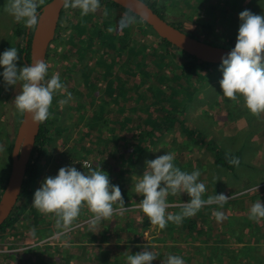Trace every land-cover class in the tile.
Returning a JSON list of instances; mask_svg holds the SVG:
<instances>
[{
  "label": "rangeland",
  "instance_id": "obj_1",
  "mask_svg": "<svg viewBox=\"0 0 264 264\" xmlns=\"http://www.w3.org/2000/svg\"><path fill=\"white\" fill-rule=\"evenodd\" d=\"M46 1L42 0L40 3ZM146 1L152 5L154 1H158L166 20L181 26L185 33L196 35L195 38L210 45L228 49H232L235 45L240 23L238 14L241 11L247 9L253 14L264 16V0H230L232 8L228 10L226 0ZM0 11V53H2L11 42L16 44V40H12V30L17 24L23 25V23L14 22L5 9ZM119 11L121 16L117 19L129 15L122 8ZM79 17H81L79 10L73 9L66 19L60 20L56 37L48 51L46 60L48 79L53 73L67 82L68 76L71 75L72 78L68 82L69 85L63 84L62 92L58 90L53 96L49 108L52 114L51 120L55 124V128L51 130L53 140L49 142L51 143L49 153L41 163L34 192L46 177L55 176L59 168L77 167L84 161H90L94 170L100 167L108 174L110 184L120 187L128 211L123 213L114 211L113 215L117 217L106 225L97 224V229L91 231L92 234L97 233V241H93L88 238L90 233H86V236L82 234L83 225L85 227L89 225L87 223L92 215L86 206L81 207L80 215L63 236L54 237V233L59 231L55 227L54 217L49 215L48 221L42 220L43 222L39 224L29 223L27 218L32 215L35 208L32 207V202L25 205L20 201L17 204L20 210L15 224L19 229L14 232L15 230L10 228L4 235L0 234V253L4 255V259L0 258V264L3 260L13 264L21 250L28 256L30 264H56L59 261L52 262L55 258L64 255L66 248L76 245L84 252L79 264H101L100 262L104 260L100 257V253H104L105 247L113 251L116 248L120 250V246L125 245V241L130 247L121 250L122 255L117 264H123L127 255L141 252L145 247L156 255L157 258L152 262L154 264L161 263L160 257L167 256L172 248L181 252L180 257H186L188 264H264V219L259 222L249 219L251 205L258 200L264 204V113L251 114L244 106L242 97L233 101L222 96L219 84L222 73L219 65L205 69L200 76L196 73L190 78V82L183 79L173 84L172 75L180 71L183 60L170 58V61L166 59L167 67H163L164 78L161 82V85L165 86L166 93L158 96V103L152 105L146 100L140 105L139 97L134 96L130 104L134 109L132 112L142 117L150 115L157 119V122L163 117L161 113L159 114L158 107H163L166 112L174 114L177 118L175 126L168 131L157 132L154 141L148 138L144 139L146 144L139 143L138 139H132V134L140 136L148 132L143 130L145 117L143 122L135 124L134 129L130 126L120 132V135L119 121L112 116L115 113H122L121 121L128 116L133 117L129 108H123V112L120 109V105L125 102L122 94V98L116 96L111 104H108L109 108L111 107L110 113H114L106 114L101 121H98L102 135L96 139L98 133L95 130L91 132L83 122H80L87 117L92 120L90 118L93 114H96L95 116L99 114L97 110L103 107L105 98L109 94L106 91L107 84L112 82L113 87L122 85L121 91L128 93L130 89L127 85L129 83L130 86V81L125 82L117 73L131 70L129 73L131 75L135 71L132 68L137 69L138 85L158 83L160 80L158 76L145 79L143 67L145 60L144 63L141 62V57L153 50L161 54L162 50L159 41L154 37L150 35L145 37L139 32L140 29H148V27L145 22L135 18L136 22L131 24L133 44L130 48L133 49L139 44V51L132 57L128 53L123 59L120 57L122 54L118 53V48L107 50V44L114 43L115 37L108 36L109 42L104 46L101 42L105 39L100 40L96 35L100 28L98 26L102 25L101 19L109 17V13L102 14L98 8L96 12L86 16L87 21L91 20V25L82 23L80 28H84L85 32L80 36L77 35V28L74 27L76 23L73 20ZM204 26H210V29ZM223 26L225 27L222 29ZM35 28L36 26L31 28V32ZM124 30L126 28H123V32ZM116 31L118 32V28ZM140 63L142 73L137 68ZM2 70L0 68V71ZM90 72L95 74L91 79ZM110 74L112 76L106 79L105 77ZM44 82L46 83L47 79ZM93 86L96 87L93 91L95 96L90 92V87ZM18 87L20 92V83ZM8 88L0 87V129L4 128L2 132L0 130V188L7 183L12 167L7 159V149L14 141L10 134L14 136L23 116L16 110L14 103H10ZM142 91L145 92L143 89ZM148 106L150 109L146 112L144 109ZM7 108L13 115L11 130L8 129L6 122ZM57 110L61 114L54 115ZM107 119L109 122L105 123ZM59 129L62 131L61 134L58 133ZM187 131L191 132V135H188ZM101 139L110 141L111 146L107 148L108 151L101 150L99 146ZM3 140L6 141L5 145ZM208 141L211 142L210 147L205 146ZM137 146L143 150L140 154L133 151ZM216 151H223L225 154L237 153L241 163L234 171L222 168L215 164ZM165 153H173V164L181 171L188 173L194 169L200 171L198 182L205 185L202 199L217 194H224L227 197L222 205L215 203L205 205L198 211V215L202 216L197 222V229L202 235L194 231L192 239L186 236L181 223L177 225L169 222L165 228L159 229L149 222L146 229L142 227L147 216L136 207V203H139L143 196L134 192L133 178L143 175L145 161L153 160ZM60 156L64 159L62 160ZM127 156L131 157L128 159ZM115 160L125 171L118 179L106 170V168L111 169V162ZM119 167H117L118 171ZM117 170L113 168V172L118 174ZM240 193L244 194L240 195ZM175 195L182 200L179 198L168 202L166 214H174L176 210L182 211L184 203L190 199L186 193L178 192ZM117 205L118 202L113 208L118 209ZM214 210L222 212L224 219L217 222L212 216ZM127 225L131 228L130 231L127 230ZM70 236L80 237L79 244L73 242ZM164 236H167L165 240ZM94 246L99 248L100 253H94L92 248ZM45 256L51 259L46 260ZM106 263L108 264V261Z\"/></svg>",
  "mask_w": 264,
  "mask_h": 264
},
{
  "label": "clouds",
  "instance_id": "obj_2",
  "mask_svg": "<svg viewBox=\"0 0 264 264\" xmlns=\"http://www.w3.org/2000/svg\"><path fill=\"white\" fill-rule=\"evenodd\" d=\"M42 0H7L5 11L14 22L23 23L27 29L37 25L39 16L38 4ZM64 8L78 9L81 17L96 12L100 0H60ZM240 21L234 47L221 57L219 70L222 79L219 81L222 96L236 101L243 98L244 106L253 115L264 113V16L243 10L238 14ZM135 17L126 16L121 23L131 25ZM18 52L9 47L0 53V79L5 85H21V91L14 98L16 110L28 114L35 123H42L50 116L49 108L53 96L58 90L63 91V84L57 74L45 83L48 65L43 60H35L24 66H17ZM173 153H165L153 160L145 161L142 176L134 177V192L143 199L136 207L145 214L150 223L163 229L171 222L179 225L183 218L195 215L203 206L220 204L226 201L224 194L208 196L202 199L205 185L198 182L200 171L191 173L181 171L173 164ZM228 163L238 166V157H232ZM186 193L190 199L185 202L182 211L177 214L167 213L166 197L176 193ZM244 193H240L243 195ZM118 202L119 208L113 205ZM82 206L92 214L89 224L95 227L102 219L111 217L114 211H128L118 185L110 184L109 176L99 169H89L82 173L75 166H64L58 169L55 176L46 177L41 186L34 192L32 207L43 215H52L55 227L59 231L54 237L63 236L80 215ZM217 222L224 219L223 213L213 211ZM249 219L259 222L264 219V204L260 200L249 209ZM153 251L147 247L136 254L125 257L126 264H152L156 259ZM162 264H184L180 256L168 255Z\"/></svg>",
  "mask_w": 264,
  "mask_h": 264
},
{
  "label": "trees",
  "instance_id": "obj_3",
  "mask_svg": "<svg viewBox=\"0 0 264 264\" xmlns=\"http://www.w3.org/2000/svg\"><path fill=\"white\" fill-rule=\"evenodd\" d=\"M52 0H47L46 2L44 3H39L38 4V8H37V13L41 11V9L46 5L48 4L49 2H51ZM144 2H146L162 19H165V15L163 13L162 10H160V5H159V2L158 1H154L153 4H149L146 0H142ZM211 1V0H209ZM226 3H227V10L232 8L231 4H230V0H226ZM7 4V0H0V10L2 9L4 11L5 9V6ZM100 13L104 14V12L106 13H109V17H105L103 20L101 19L102 21V25H99L98 26V32H96V35H98L99 39L102 40V38H104V42H101L104 46H107L108 45V49L107 50H110V49H116L117 46L116 44L117 43H111L110 45L107 44L109 42V39L105 38V36L107 35V37L109 36L114 38L115 37V33L114 31L116 30V28H118V32H123V28L125 29L127 26L122 24L121 23V20L122 19H117L119 18L118 16H121L120 15V11L119 9L120 6L111 2V1H107V0H100ZM123 9V8H122ZM215 9V8H213ZM73 9L71 8H65L63 10V13H62V16H61V21L63 19H66L69 12L72 11ZM125 13L129 14L127 16H133L135 18H138L140 19L138 16H135L133 13H131L130 11L128 10H125L123 9ZM219 10H221L219 8ZM225 10V9H224ZM104 11V12H103ZM1 12V11H0ZM91 14V13H90ZM88 14V15H90ZM87 15V16H88ZM81 17L79 18H74V22L76 23V25H74V27L77 28V35L80 36L82 35L85 30L84 28H80L81 24L84 23L85 25H91V20L87 21L86 20V16H84L82 19H80ZM141 20V19H140ZM115 23H113V22ZM147 25V24H146ZM173 26L177 27L178 29L180 30H183V28L181 26H176L174 24H172ZM123 27V28H122ZM148 29H140L139 32L142 34V35H145V37L147 36H152L154 37L157 41H159V47L161 48V54H157V51L156 50H153L151 53L149 52L146 56H142L141 57V62L144 63V60H145V65L143 66L144 67V70H145V79H147L148 77H160V80L158 83H146V84H149V85H138L136 83V68H132L133 70H135L131 75H129V73L131 72V70H125L124 73H117V75L121 76V78L124 79V81H130V86H129V83H128V88L130 89V91L128 93H124L123 91V87L122 85L121 86H117V87H113V83L112 82H109L107 84V87H106V91L109 92V94L106 96L105 98V103L103 104V107H99L100 109L97 110V113H99L97 116H95L96 114H93L91 116L90 119L92 120H89L88 117L87 119H83L81 120L80 123H84V125L89 128L91 130V132H93L94 130L98 133L96 134V139H99V136H101L102 134L100 133L101 129L98 125V121H101V119L103 117H105V115H112L114 112H111L110 113V109L111 107L109 108V105L108 104H111V101L114 100V98L116 96H118V98H122L121 95L123 94L124 98H125V102L123 103V105H120V109H122V112H123V108H129L130 109V113L131 115H133V117H126L124 119V121H121V114H117L115 113V115L112 116V118H116L117 121H119V133L120 132H123V130H126L128 129L130 126H133V129L135 128V124L137 123H141L144 121V118L146 117L145 119V125L143 127V130H147L148 132H146V134H142L140 136H137V135H134L132 134V139H138L139 143H143V144H146V142L144 141V139H150V141H154L155 140V135L157 132L159 133H162V132H165V131H168L170 130L173 126H175L176 124V117L174 114L172 113H169V112H166L165 111V108L163 107H158V111H159V114L161 113L162 114V118H161V121H158L157 122V119L153 118L152 116H145V117H142L132 111H134L133 109V106L130 104L133 100H134V96L135 97H139V101L138 103L140 105H142L146 100H149L150 103L152 105L154 104H157L158 103V96L159 95H164L166 93V89H165V86L164 85H161V82L164 78V70H163V67L166 66L167 67V63H166V59H168L170 61V58H172V60H175V58L177 59H182V64L180 65L181 66V69L179 72H176L175 74L172 75V82L173 84H177V81L179 80H183V79H186V81L190 82V78L193 77L196 73L198 76H200L203 71L207 68H211L212 66H218V65H213V64H207V63H204V62H201L200 60L196 59V58H193L191 55L189 54H185L184 52H182L181 50L177 49L176 47L172 46L168 41L160 38L159 36L156 35V33L147 25ZM205 28L207 29H210V26H204ZM225 26L222 27V29L224 28ZM27 28H25L22 24H17L15 26V28H13L12 30V40H16V44L11 42L10 46H8L7 48L9 47H14L17 49V52H18V63H17V66L20 67V66H24L26 65V62L30 61V45H31V40H32V34L33 32H31V35H30V38H29V42L27 43L26 42V38H27ZM128 31V30H127ZM125 32V30H124ZM138 32V33H139ZM193 37L196 36V35H192ZM125 38L126 35H124ZM139 37V36H137ZM124 38V39H125ZM19 39V41H17ZM121 43V46H119L118 44V53L120 52V54H122V56H120L121 58H126L125 57V54H127L126 50L130 48V45L133 44V42H120ZM107 44V45H106ZM139 44L135 45L133 49H131V52H130V55L131 56H135L137 53H138V49H139ZM6 48V49H7ZM145 49L146 46H145ZM175 50H176V53H175ZM152 65V66H151ZM106 66V65H105ZM107 67V66H106ZM141 67H142V64L140 63V65H138V69L140 70V72L142 73V70H141ZM109 68V67H108ZM93 76H95L94 73L91 74V72L89 73V77L90 79L93 78ZM112 74L108 75L107 77H105L106 79H108L109 77H111ZM49 77V76H48ZM48 77L46 76L45 77V80L47 79L48 80ZM65 78V77H64ZM68 82L70 81V78H72V76H68ZM60 81L62 82V84H66V85H69L67 81L63 80L62 78H59ZM126 86V87H127ZM0 87H5L4 83L2 82V79H0ZM8 92H9V101L10 103H14V98L17 94H19V87H18V84L16 86H8ZM145 90L144 91H142ZM96 90V87L93 86L92 88L90 87V92L94 95V92ZM142 91V92H141ZM95 96V95H94ZM94 96L92 97V99L94 98ZM119 104V103H118ZM133 104V103H132ZM135 105V104H134ZM6 107H7V104H6ZM150 109V106H148L146 109H144L146 112ZM6 111V112H5ZM5 113H6V116H7V120L6 122L8 123L7 124V127L9 130H11V127H12V118H13V115L11 114V110L10 109H5ZM50 112V110H49ZM121 112V111H120ZM135 112H138L137 110H135ZM54 115L56 114H61L58 110L55 111L53 113ZM160 114V115H161ZM51 113H50V116L47 120H45L44 122L41 123V126H40V131H39V134H38V137L36 139V144H35V148H34V151H33V154H32V158L29 162V165H28V168H27V172H26V178H25V181H24V185H23V190H22V193H21V198L19 200L20 201H23V204H28V203H31L32 200H33V195H34V187L36 185V182H37V179L39 178V175H40V166H41V163L43 162V160L45 159V157L47 156V153H49V150H50V146H51V143L49 144L50 141L53 140V133H52V129L55 128V124H53L52 120H51ZM140 116V117H139ZM22 121V120H21ZM109 120L107 119L105 123H108ZM104 123V124H105ZM20 125V123H19ZM1 130V129H0ZM4 130V128H3ZM1 130V132L3 131ZM17 131H18V128H17ZM17 131L16 133L14 134V136H12V134H10L11 137H13L14 141L13 143H11L7 149V159L9 161L10 164H12V153H13V150H14V143H15V139H16V135H17ZM59 134L62 133L61 129H59ZM188 135H191V132L187 131L186 132ZM121 135V133H120ZM52 139V140H51ZM101 141V144L99 145L101 150L103 152L105 151H108V147L111 146V143L110 141L106 142L104 140H100ZM98 141V142H100ZM213 142V141H212ZM3 143L4 145L6 144V141L3 140ZM211 142H207V144L205 146L207 147H210L209 144ZM107 144V145H106ZM148 148L145 149V151L147 152ZM134 152L136 153H141L143 152L142 148L140 146H137L136 148L133 149ZM61 159L63 160V156H60ZM118 157V155L116 156V158ZM131 156H127L126 158H130ZM232 157H238L239 158V155L237 153H232V154H225V152L223 151H216V154H215V164L222 167V168H226L227 170L229 171H234L236 169L237 166H233V165H230L228 163V160L231 159ZM239 161L241 163V160L239 158ZM239 163V164H240ZM110 164V163H109ZM119 162H117V160L111 162V169H108L106 168V170H109L111 173H113L114 177H117V179L119 178V176H122L124 175L125 171H124V168H120L119 167ZM82 165V164H80ZM239 166V165H238ZM117 167L120 168V170L118 171ZM113 168L115 170L118 171V174L117 173H114L113 172ZM90 169H93V165ZM89 171V169L85 170V173H87ZM6 183H4L1 188H0V198L3 194V191L5 189V185ZM32 197V198H31ZM181 197L177 196V195H171L169 194L168 195V199L166 200V203L168 202H171V201H176L177 199H179ZM182 200V198H181ZM119 207V205H117ZM116 206V207H117ZM18 210H20V207L17 205L15 210L13 211L12 215L10 216V218L8 219V221L0 228V234L4 235L5 232H7L8 229H12L14 232H16V230L19 229V227H17L15 224H16V219L17 217L19 216V213H18ZM181 211L180 210H176L174 211L173 213L174 214H177V213H180ZM202 214V213H201ZM113 217L111 218H107V219H102L99 223L101 225H106V223H109L111 221V219H114L115 215H112ZM200 216L202 215H198V212L191 216V217H186V218H183L182 221H181V227H183L184 231H185V234L186 236L189 238V239H192L193 238V232H197L199 233V235H202V232L200 230H198V226H197V222L200 220ZM47 219H49V215H43L41 213H39L36 209L34 210V212L32 213V215L27 218L28 222L29 223H32V224H39L42 220H46L48 221ZM43 222V221H42ZM150 222L149 218L148 217H145L144 221H143V224H142V227H144L145 229L148 227V223ZM47 224V222H46ZM89 224V223H87ZM86 224V225H87ZM45 225V224H44ZM98 225H96L95 227H91L90 224L85 227V225H83V232L82 234H85L86 236V233H90L89 237L87 235V237L90 239H92L93 241H97V233L94 232V234L91 233V231H94L93 229H97ZM130 227L129 225H127V230L130 231ZM106 233V232H105ZM165 237L167 236H164V240H165ZM70 239L73 241V242H76L79 244L80 242V237H73V236H70ZM172 239V238H171ZM173 240V239H172ZM130 246L127 244V241H125V245L122 244V246H120V250L118 248H116L114 251L111 249V248H106L105 247V251L104 253H100L99 252V248L97 246H94L92 247L93 250L95 251L94 253L96 252H99L101 255L100 257L104 260V262H100L101 264H107L106 262L108 261V264H117L119 261H120V258H121V255H122V252L121 250L123 248L125 249H128ZM183 250L185 248H182ZM83 250L80 246H70L68 248H66V251H65V254L64 255H59L58 258H55L52 262L54 261H59L58 263L56 264H79L81 262V257H83ZM181 252H177V251H174V248L171 249L170 252H168V255H176V256H180ZM167 255V256H168ZM167 256H164V257H160V261L161 263H158V264H162L163 261L166 260ZM0 258H3L4 259V255H0ZM46 260H50L51 257H48V256H45L44 257ZM98 258V257H97ZM183 260H184V264H188L187 262V258L186 257H182ZM211 258V257H210ZM28 256H26L25 252L23 250H21L19 252L18 255H16L15 257V261L13 262V264H28L26 263V261L28 260ZM1 264H10L9 261H5L3 260ZM41 264V263H39ZM123 264H126V262L124 261ZM154 264V263H152Z\"/></svg>",
  "mask_w": 264,
  "mask_h": 264
},
{
  "label": "water",
  "instance_id": "obj_4",
  "mask_svg": "<svg viewBox=\"0 0 264 264\" xmlns=\"http://www.w3.org/2000/svg\"><path fill=\"white\" fill-rule=\"evenodd\" d=\"M107 1H111L138 16L157 36L201 62L220 65L221 57L231 50L210 45L185 33L167 20L162 19L142 0ZM64 9L60 0H52L38 12L39 21L33 31L30 45V61L26 62V65L35 60H43L46 63L48 51L56 37ZM30 35L31 29H28L27 43ZM40 126L41 123L33 122L30 115L22 116L14 143L10 176L0 198V228L8 221L21 198L27 168L32 158Z\"/></svg>",
  "mask_w": 264,
  "mask_h": 264
},
{
  "label": "flooded vegetation",
  "instance_id": "obj_5",
  "mask_svg": "<svg viewBox=\"0 0 264 264\" xmlns=\"http://www.w3.org/2000/svg\"><path fill=\"white\" fill-rule=\"evenodd\" d=\"M131 31H132V25H127L125 32H117L115 30L114 33H115L116 40L114 42L117 43L119 46H121V43L120 42H133V38H132ZM124 35H126V37L127 36L128 37L125 38ZM105 38L106 39L108 38L107 35L105 36ZM117 44H116V46L118 48V45ZM126 52H127V54H125V55L128 56V53L131 52V48L127 49ZM130 57H132V56L130 55ZM0 255H2V253H0ZM27 262H28V264H30L29 260Z\"/></svg>",
  "mask_w": 264,
  "mask_h": 264
},
{
  "label": "built area",
  "instance_id": "obj_6",
  "mask_svg": "<svg viewBox=\"0 0 264 264\" xmlns=\"http://www.w3.org/2000/svg\"><path fill=\"white\" fill-rule=\"evenodd\" d=\"M92 167V163L90 161H84L82 165L77 166V170L85 173V170L90 169Z\"/></svg>",
  "mask_w": 264,
  "mask_h": 264
}]
</instances>
